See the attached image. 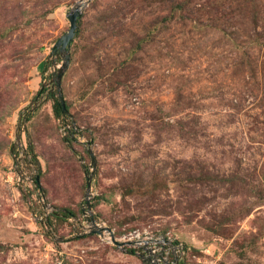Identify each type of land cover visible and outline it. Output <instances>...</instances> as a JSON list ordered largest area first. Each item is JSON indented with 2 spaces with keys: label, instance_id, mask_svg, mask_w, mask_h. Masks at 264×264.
<instances>
[{
  "label": "rangeland",
  "instance_id": "obj_1",
  "mask_svg": "<svg viewBox=\"0 0 264 264\" xmlns=\"http://www.w3.org/2000/svg\"><path fill=\"white\" fill-rule=\"evenodd\" d=\"M75 4L63 119L51 50ZM9 26L0 264H142L84 235L91 215L117 234L169 231L184 264H264V0H0Z\"/></svg>",
  "mask_w": 264,
  "mask_h": 264
},
{
  "label": "water",
  "instance_id": "obj_2",
  "mask_svg": "<svg viewBox=\"0 0 264 264\" xmlns=\"http://www.w3.org/2000/svg\"><path fill=\"white\" fill-rule=\"evenodd\" d=\"M87 3V1L85 2V4ZM80 5V6H76V4L74 5V7L67 13V18L69 21V27L68 30L63 33L54 43L52 50H51V55H60L61 57V64L59 66H57V68L51 73V77H50V81L49 84L52 87H55L56 89V93H57V101L60 104L61 107V111L62 114L64 115H69V111L66 108V104L64 101V97H63V93H62V78L64 76V73L66 72V70L68 69L69 65H70V45L72 40L74 39L75 36V31L78 28V18H80V16L82 15V9L84 7V5ZM33 108H31L32 110ZM24 122V118L22 116L19 117V122L17 123V130L19 131V133L17 134L16 138L20 139L21 137V128ZM72 124H74V120L71 119ZM87 153L90 157V161L92 164V171H90V174L86 176V193L85 195L87 196L86 198V208L88 210H90L91 206H90V201L88 200V195L90 192V187H91V178L92 175L94 174V170H95V166H96V160H95V156L94 153L92 151L91 148H87ZM36 180L38 181V175L35 176ZM90 223L91 229H89V231H85L84 225H83V229H84V233L83 234H87V233H91V234H97V235H102L104 230H107L110 232V237H111V242L118 247H123L125 244H129V243H121L119 241H117L114 236L113 233L111 232L110 228L108 226H99L95 223V220L93 218V216L91 215L89 218H85L84 223ZM164 264H179V261L176 260L174 263H164Z\"/></svg>",
  "mask_w": 264,
  "mask_h": 264
},
{
  "label": "built area",
  "instance_id": "obj_3",
  "mask_svg": "<svg viewBox=\"0 0 264 264\" xmlns=\"http://www.w3.org/2000/svg\"><path fill=\"white\" fill-rule=\"evenodd\" d=\"M95 223L99 226H105L104 224ZM91 226L90 223L85 222V231H89ZM110 230L117 241L129 243L120 248L123 250H125L126 247L132 248L134 254L141 258L142 264L174 263L176 260L179 261V264L182 262L184 264L185 250L183 244L181 242H176V239L169 231H154L149 228L132 229L116 236L114 230L112 228H110ZM97 236L101 241L113 244L109 231L104 230L102 235Z\"/></svg>",
  "mask_w": 264,
  "mask_h": 264
},
{
  "label": "trees",
  "instance_id": "obj_4",
  "mask_svg": "<svg viewBox=\"0 0 264 264\" xmlns=\"http://www.w3.org/2000/svg\"><path fill=\"white\" fill-rule=\"evenodd\" d=\"M80 24H81V21H80V18H78V28L76 29V31H75V36H74V38H76L77 36H78V34H79V28H80ZM14 28V26H9V27H4L3 29H1L0 30V34H2V33H4L5 34V36H6V33L9 31V30H11V29H13ZM73 43V41L71 42V44ZM71 46V45H70ZM62 80H63V78H62ZM62 83V82H61ZM63 93V92H62ZM49 97L52 99V110H53V113H54V116L55 117H58V118H63V119H65V115L64 114H62V111H61V107H60V104H59V102L57 101V93H56V89H55V91L53 92V93H50V95H49ZM63 97H64V101H65V104H66V108L68 109V111H69V104H68V102H67V99L65 98V96H64V94H63ZM68 139L69 140H71V138L70 137H68ZM28 151L30 152V153H33V148L32 147H30L29 149H28ZM33 160H35L36 161V157H35V155H33ZM39 183V176H38V181L36 180V178L34 177V184L35 185H37ZM79 212V211H78ZM76 213V211H73V210H71L70 208H67V210H62V211H59L58 213L57 212H53L51 215H54V216H58V217H63V218H68L69 216H72V215H74ZM152 230H160V229H152ZM130 231V230H129ZM160 231H162V232H166V231H164V230H160ZM115 233V232H114ZM84 235H87V236H95V237H97V238H99L98 236H97V234H91V233H87V234H84ZM115 235L116 236H119V235H121V233H115ZM176 242H180L178 239H176ZM183 247H184V250H185V245L183 244ZM125 250H127V252L128 253H130V254H132V255H134V251H133V249L132 248H129V247H126V249ZM186 254V253H185ZM185 257V256H184ZM140 260H141V258H140ZM142 263V262H141ZM182 264V263H181Z\"/></svg>",
  "mask_w": 264,
  "mask_h": 264
}]
</instances>
